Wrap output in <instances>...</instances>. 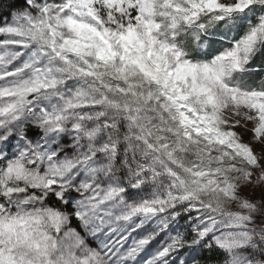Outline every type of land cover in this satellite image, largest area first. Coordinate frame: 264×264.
I'll return each instance as SVG.
<instances>
[{
    "label": "snow or ice",
    "instance_id": "6c2138e0",
    "mask_svg": "<svg viewBox=\"0 0 264 264\" xmlns=\"http://www.w3.org/2000/svg\"><path fill=\"white\" fill-rule=\"evenodd\" d=\"M0 264H264V0H0Z\"/></svg>",
    "mask_w": 264,
    "mask_h": 264
}]
</instances>
